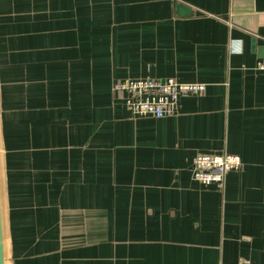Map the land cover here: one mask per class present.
Returning a JSON list of instances; mask_svg holds the SVG:
<instances>
[{
  "label": "crops",
  "instance_id": "obj_1",
  "mask_svg": "<svg viewBox=\"0 0 264 264\" xmlns=\"http://www.w3.org/2000/svg\"><path fill=\"white\" fill-rule=\"evenodd\" d=\"M252 38L264 0H0L4 264H264ZM146 77L206 88L139 116L112 85ZM197 152L242 166L203 186Z\"/></svg>",
  "mask_w": 264,
  "mask_h": 264
},
{
  "label": "built area",
  "instance_id": "obj_2",
  "mask_svg": "<svg viewBox=\"0 0 264 264\" xmlns=\"http://www.w3.org/2000/svg\"><path fill=\"white\" fill-rule=\"evenodd\" d=\"M255 68L264 71V60ZM206 85L202 82H181L176 77L164 79L138 78L115 82L113 93H127L126 107L135 115L162 118L177 107L178 100L187 95H201ZM192 177L203 186L214 184L223 191L226 174L242 166L239 156L222 153L197 152L192 162Z\"/></svg>",
  "mask_w": 264,
  "mask_h": 264
},
{
  "label": "water",
  "instance_id": "obj_3",
  "mask_svg": "<svg viewBox=\"0 0 264 264\" xmlns=\"http://www.w3.org/2000/svg\"><path fill=\"white\" fill-rule=\"evenodd\" d=\"M175 13H181L183 15H189L192 13V10L189 6L183 4L182 2H175L174 4ZM251 47L252 49H256L257 53L264 57V46H257L256 40L254 38L251 39ZM4 242H3V230H2V216H1V199H0V264H4Z\"/></svg>",
  "mask_w": 264,
  "mask_h": 264
}]
</instances>
